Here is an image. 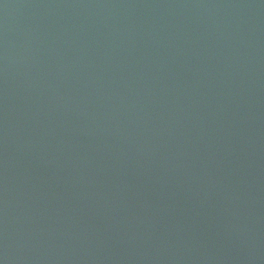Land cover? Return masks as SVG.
<instances>
[{"label":"water","instance_id":"95a60500","mask_svg":"<svg viewBox=\"0 0 264 264\" xmlns=\"http://www.w3.org/2000/svg\"><path fill=\"white\" fill-rule=\"evenodd\" d=\"M0 264H264V0H0Z\"/></svg>","mask_w":264,"mask_h":264}]
</instances>
